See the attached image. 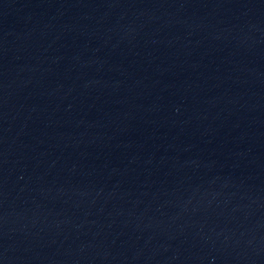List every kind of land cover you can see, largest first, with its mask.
<instances>
[{"label":"water","instance_id":"95a60500","mask_svg":"<svg viewBox=\"0 0 264 264\" xmlns=\"http://www.w3.org/2000/svg\"><path fill=\"white\" fill-rule=\"evenodd\" d=\"M0 264H264V0H0Z\"/></svg>","mask_w":264,"mask_h":264}]
</instances>
